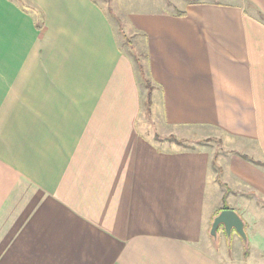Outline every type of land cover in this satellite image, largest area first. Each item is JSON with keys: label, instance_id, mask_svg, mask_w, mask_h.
<instances>
[{"label": "crops", "instance_id": "1", "mask_svg": "<svg viewBox=\"0 0 264 264\" xmlns=\"http://www.w3.org/2000/svg\"><path fill=\"white\" fill-rule=\"evenodd\" d=\"M28 1L42 18L0 0V264H264L211 250L219 173L208 151L145 136L146 87L105 9ZM262 14L264 0L128 14L163 131L221 133L264 160ZM239 159L222 180L262 210L264 167Z\"/></svg>", "mask_w": 264, "mask_h": 264}, {"label": "rangeland", "instance_id": "2", "mask_svg": "<svg viewBox=\"0 0 264 264\" xmlns=\"http://www.w3.org/2000/svg\"><path fill=\"white\" fill-rule=\"evenodd\" d=\"M28 1V0H25ZM99 5H101L109 17V20L113 24L116 34V42L125 53V55L130 58L133 66L135 67L136 77L140 83L149 85L151 88L150 96L148 100V106L146 103V98L143 99V104L139 113V119L137 124L143 129V133L147 138L153 140L154 142L161 141H171L177 144L179 148H185L190 150H201L204 149L208 151L211 155V172L214 174L216 171L219 173V184L223 190V195L221 198V203L223 208H229L234 206L239 209L246 221V240L241 239L238 233L231 230L230 234L224 233L222 226L217 228L216 234L213 236L210 234V247L211 250L225 259V261L237 262L240 259L243 261H249L251 257L255 258L259 255L263 258L264 256V208L261 210L259 207L253 206L250 201L249 192L248 194L239 195L233 192V189H241L239 184H234V188H231L227 183L222 180V173L224 170H230L231 161L236 156H238L241 161L252 162L264 167V160L256 159L255 157H250L242 149L238 148L237 144L225 140L226 137L219 133H209L204 136H192V137H177L175 134L169 131H163L162 118L159 113L155 114L153 109V93L151 96V91H153L154 84L149 79L147 69H146V46L145 39L137 30V27L130 20L128 14L136 11L144 10H172L180 0H95ZM185 1V0H184ZM199 1V0H186ZM141 64L143 70L141 71L137 65ZM145 97L148 94V89L144 90ZM155 93V91H154ZM155 96V94H154ZM152 103V104H151ZM152 111V112H151ZM248 152V150H246ZM219 159L224 161V166L221 167L218 162ZM238 159V158H237ZM221 170V172H220ZM223 170V172H222ZM232 193H229V192ZM258 198V197H257ZM254 202H256L254 200ZM259 203V201H257ZM226 206V207H225ZM264 207V204H263ZM218 210V209H217ZM212 222V221H211ZM233 232V233H232ZM249 255V256H248ZM257 259V258H256ZM238 264V263H235Z\"/></svg>", "mask_w": 264, "mask_h": 264}, {"label": "water", "instance_id": "3", "mask_svg": "<svg viewBox=\"0 0 264 264\" xmlns=\"http://www.w3.org/2000/svg\"><path fill=\"white\" fill-rule=\"evenodd\" d=\"M220 225L223 226V230L226 234H230L233 229L246 240L247 236L244 229V221L233 208H223L213 217L209 230L210 234L214 236Z\"/></svg>", "mask_w": 264, "mask_h": 264}, {"label": "trees", "instance_id": "4", "mask_svg": "<svg viewBox=\"0 0 264 264\" xmlns=\"http://www.w3.org/2000/svg\"><path fill=\"white\" fill-rule=\"evenodd\" d=\"M18 2H20L21 3V7H23L25 10H29V9H32L35 13H36V15H37V17L38 18H40V16H41V18H42V15L40 14V11H39V9H37L35 6H33V5H29L30 4V2L29 1H25V0H17ZM263 15V18H264V14H262ZM137 67L142 71L143 70V66H141V64L139 63V65H137ZM146 87H147V89H148V94H147V96H146V103L148 102V100H149V96H150V87H149V85H147L146 84ZM150 101V100H149ZM147 107H149L148 106V103H147ZM226 207V206H225Z\"/></svg>", "mask_w": 264, "mask_h": 264}, {"label": "bare ground", "instance_id": "5", "mask_svg": "<svg viewBox=\"0 0 264 264\" xmlns=\"http://www.w3.org/2000/svg\"><path fill=\"white\" fill-rule=\"evenodd\" d=\"M232 231H234L233 229H232ZM225 232V231H224ZM237 233V232H236Z\"/></svg>", "mask_w": 264, "mask_h": 264}]
</instances>
